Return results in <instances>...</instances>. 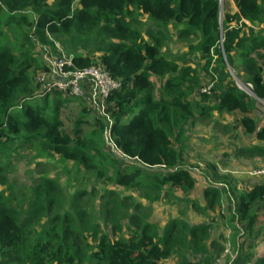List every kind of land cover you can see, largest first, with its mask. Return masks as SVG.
<instances>
[{
	"label": "trees",
	"instance_id": "trees-1",
	"mask_svg": "<svg viewBox=\"0 0 264 264\" xmlns=\"http://www.w3.org/2000/svg\"><path fill=\"white\" fill-rule=\"evenodd\" d=\"M3 1L12 12V22L32 27L35 40L28 42L59 43L74 56L77 67L102 66L120 87L108 100L109 119L98 105L95 121L79 116L71 128L66 127L60 112L69 98L60 92H40L41 85L30 74L36 60L33 54L20 57L0 45V150L21 142L37 152L74 161L118 186L146 189L147 197L177 190L192 194L199 181L176 141L195 125L196 115L208 116L212 110L205 106L197 111L187 99L188 85L201 86L204 79L195 68L165 57L161 40L145 37L139 27L141 17L162 29L175 24L181 36L197 38L198 44L190 48L205 61L206 74L217 80L213 94L202 92V98L216 101L219 112L243 113L245 133L264 144V125L260 127L248 115L254 98L237 87L229 72L230 67L236 69L239 58L241 74L256 97L264 100V0H235L237 12L225 14L223 22L220 0ZM28 9L36 15L34 22L25 12ZM152 77L165 79L164 92L157 97ZM85 127L93 129L89 138ZM98 134L109 137L112 148L125 158L121 165L113 159L112 173L105 166V151L94 141ZM255 148L252 153L264 154L263 145ZM205 184L202 202L207 206L193 201L192 207L210 217L216 208L223 217L230 214L239 234L250 239L248 246L237 244L231 264H264V256L252 263L249 255L257 236L264 237V181L240 191L229 175L214 174ZM0 186L6 187L0 192V264H165L175 255L184 264H205L206 259L191 260L187 253L202 256L210 251V224L174 220L161 233L138 215L137 228L127 237L119 211L112 208L107 215L113 223L109 235L82 206L64 211L66 196L53 178L40 179L27 196L16 200V184L0 164Z\"/></svg>",
	"mask_w": 264,
	"mask_h": 264
},
{
	"label": "rangeland",
	"instance_id": "rangeland-1",
	"mask_svg": "<svg viewBox=\"0 0 264 264\" xmlns=\"http://www.w3.org/2000/svg\"><path fill=\"white\" fill-rule=\"evenodd\" d=\"M49 2L53 4L54 0H49ZM220 4V21L223 22L225 14H232L237 10V7L234 0H220ZM0 7V45L9 47L20 57L33 54L37 61L35 60L34 68L30 71V74L37 82V77L49 70L52 60L58 57L59 49L62 48L64 51L65 49L59 43L51 45L39 44L35 41V45H33L31 41L28 42L27 40L30 38L35 40V35L31 33L32 27L29 25L21 26L12 22V12H9V8L3 0H0ZM25 12L30 15L29 19L31 22L36 20V15L31 12V9ZM139 27L142 28L147 39L150 40L152 36H157L161 40V51L165 57L183 67L195 68L198 71L199 78H205L208 75L204 71L205 61L201 59L200 54L196 50L190 48V46L198 44L199 41L196 37L181 36L180 27L172 23L163 29L157 27L147 17L139 18ZM44 64L47 65L44 66ZM241 65L242 61L237 58L236 69L229 68L230 75L240 90L246 92L250 98H254V107L252 108H255L259 119L264 120V101L258 100L253 89L244 88L248 82L240 72ZM209 76L212 80L207 85L200 84L201 86L196 87L189 84V87L186 89L191 90L187 99L191 100L196 106L198 103L193 98V94L203 92L202 90L208 91L205 95L213 94V88L216 86L217 80L212 77L211 73ZM217 76L219 75L217 74ZM164 82L165 79L163 78H153L154 95L156 97L164 92ZM60 96L65 97L62 94ZM68 98L70 101L65 104V107L60 112L66 123V127L71 128L79 116H84L85 121H95L96 116L99 115V107L95 102L92 103L83 97H78V99L73 97ZM207 101L206 99H202V103L198 107H205ZM52 103L53 96H50L47 103L49 105L47 114L49 115L52 114ZM211 112L209 117L205 116L198 120L193 126L190 135L187 129L188 131L186 130L185 134L180 135L176 141L178 148L183 151L185 164L192 170V173L199 181V186L194 193L200 196L201 201L204 192V180L206 179V183L209 182V179L214 174L229 175L234 179V183H237L240 191L251 187L255 184V181H264V177L254 175L255 171L264 168L263 157L252 156L248 151H244L240 145L237 147L235 144L236 138L235 141L231 142H226L219 138L220 134L224 135V129L220 125L224 123V120L229 121L230 129L238 137L239 128L237 129L235 124L231 123L234 119L232 120L224 115L226 113L224 111H218L215 119H212L213 114L211 115ZM97 129L99 128L94 129V131ZM92 132L93 129L84 128V134L87 138H89V135H92ZM187 136H189V139ZM93 138L96 145L105 151V166L108 172H113L111 163L114 158H118L117 160L120 162V165L125 162V158L112 148L109 137H106V139L105 134H98L93 136ZM173 139H175V135ZM224 147L225 149L229 148L232 150H236L237 148L235 161L231 157L222 156ZM0 164L5 168L9 180L16 184V200L23 199L25 195L27 196L30 189L40 179L45 177L53 178L59 182L64 190L67 200L64 211L71 210V212H74L77 205L82 206L96 218L97 222L102 226L103 231L109 235L112 234L113 223L107 215L109 209L112 208L119 211V217L123 225V234L127 237H131L137 228L138 215L155 224L161 233L174 220H182L188 222L190 225H197L198 223L210 224V236L207 238V246L210 250L209 254L200 256L189 251L187 257L191 260L205 261L206 259L208 262L205 261V264H231L235 258L237 244L247 245L246 243L250 240L247 236L239 234V231L236 230L238 223L232 221L230 214H227L228 217H223L220 214V209L216 208L217 211L212 216L214 217L212 220V217L208 216V213L202 214L195 210L191 205V202L195 200L181 190L174 191L168 195L162 193L161 197H155L156 193L152 192L150 197H147L146 189L118 186L114 182H108L106 178H100L96 174L77 166L74 161H63L59 155L54 153L37 152L30 146H23L21 142L12 143L8 148L0 150ZM205 187H207L206 184ZM5 188L4 186H0V192L4 191ZM74 198H77L75 202ZM201 204L207 206L208 203L202 202ZM132 217L134 218L132 219ZM255 243L254 247L249 249V255H251L250 262L252 263H255L264 256V237L257 236ZM245 252L242 253L243 258L246 257ZM165 264H184V261L175 255Z\"/></svg>",
	"mask_w": 264,
	"mask_h": 264
},
{
	"label": "built area",
	"instance_id": "built-area-1",
	"mask_svg": "<svg viewBox=\"0 0 264 264\" xmlns=\"http://www.w3.org/2000/svg\"><path fill=\"white\" fill-rule=\"evenodd\" d=\"M37 81L41 85L40 92L42 93L60 92L68 97H83L92 103L95 102L108 119L109 115L106 113L108 100L113 92L120 87V82L114 79L102 66L77 67L74 56L68 55L62 48L59 49L58 57L52 60L49 70L41 73L37 77ZM87 82L95 86L97 100L87 97L84 88ZM244 88L252 89L253 86L247 83ZM202 91L208 92L207 90ZM254 175L264 177V168L255 171Z\"/></svg>",
	"mask_w": 264,
	"mask_h": 264
},
{
	"label": "crops",
	"instance_id": "crops-1",
	"mask_svg": "<svg viewBox=\"0 0 264 264\" xmlns=\"http://www.w3.org/2000/svg\"><path fill=\"white\" fill-rule=\"evenodd\" d=\"M234 3H235V0H234ZM237 10L235 12H237ZM235 12H233L232 14H234ZM45 65H47V64H44V66ZM210 76L206 75L205 78H202V80L204 79L202 81L204 85H207L209 82H211L212 78ZM153 78L154 77H152V80H153ZM84 88H85L87 97H91L93 99H96L97 92H96V88H95V86H93V84H91L90 82H87L84 85ZM200 93L202 94V92H200ZM200 93L193 94V98L196 100L198 105L202 103V99H203L202 95ZM258 100H260V99H258ZM189 101L191 102V100H189ZM206 103H207V105H205V106L210 107L212 109L211 110L212 112L210 111L211 115L213 114V116L211 118L215 119V115L218 114V110L215 107V106H217L216 105V101L208 100ZM192 105H193L195 110L203 111L202 107H198V105L196 106L193 103H192ZM224 115H226L228 118H230L232 120L234 119L231 123H234L235 127L237 129L239 128V135H238V137H236V134H234L233 131L229 127V123H228L229 121H225L224 120V123L220 124L221 127L224 129V131H223L224 135L220 134L219 138L222 139V140H225L226 142H231L233 140L235 141V138H236L237 140H236L235 144H236L237 147H238V145H240L241 148H243V150H247L250 155H252V156H261V157H263L262 159H264V154L252 153L253 150H257L255 147H262V145L264 146V144L258 142L254 137H252L250 135H247L245 133V131H244L243 127H242V124H241V119L243 117V113L237 111V112H234V113H225ZM248 115L250 117H252L253 119H255L260 127L264 125V120L259 119V117L256 115L255 108L252 111H250V114H248ZM209 116H210V114L208 116H206V117H209ZM204 117L205 116H203V115L202 116L196 115V119H197L196 123L198 122V120H200V119H202ZM217 124H218V122H217ZM192 129H193V127L188 131V132H190V133H188L189 135L191 134ZM188 137L189 136H187V138ZM225 147H227V146H225ZM225 147L223 148L222 156L223 157H231L234 160V158L237 157V148H236V150H232V149H229V148L225 149ZM230 162H232V161L230 160ZM218 165H220V164H218ZM257 182H259V181H257ZM204 183H206V181ZM204 185L205 184H203V188H204ZM189 197L192 198L195 201L202 202L200 200V196L195 194L194 192L192 194H189Z\"/></svg>",
	"mask_w": 264,
	"mask_h": 264
},
{
	"label": "clouds",
	"instance_id": "clouds-1",
	"mask_svg": "<svg viewBox=\"0 0 264 264\" xmlns=\"http://www.w3.org/2000/svg\"><path fill=\"white\" fill-rule=\"evenodd\" d=\"M47 68V67H46ZM63 95V94H62ZM68 97V96H67Z\"/></svg>",
	"mask_w": 264,
	"mask_h": 264
}]
</instances>
